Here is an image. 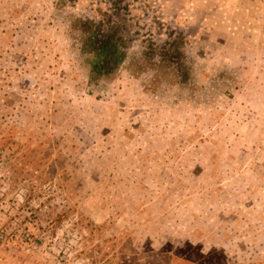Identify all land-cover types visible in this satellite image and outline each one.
Returning <instances> with one entry per match:
<instances>
[{"label":"rangeland","instance_id":"1","mask_svg":"<svg viewBox=\"0 0 264 264\" xmlns=\"http://www.w3.org/2000/svg\"><path fill=\"white\" fill-rule=\"evenodd\" d=\"M179 35L185 82L144 56ZM0 225L15 264H264V0H0Z\"/></svg>","mask_w":264,"mask_h":264},{"label":"trees","instance_id":"2","mask_svg":"<svg viewBox=\"0 0 264 264\" xmlns=\"http://www.w3.org/2000/svg\"><path fill=\"white\" fill-rule=\"evenodd\" d=\"M78 23L83 33L84 48L89 50L93 57L90 69L92 78L113 73L124 57L128 43L117 32L116 26L109 27L91 18L78 19ZM149 44L144 56L151 61V64H156V68H173L180 77V82L187 81L188 76L186 77L183 72L184 67L188 68L190 65H187V55L182 45L181 35L178 38L170 36L166 39H156Z\"/></svg>","mask_w":264,"mask_h":264},{"label":"built area","instance_id":"3","mask_svg":"<svg viewBox=\"0 0 264 264\" xmlns=\"http://www.w3.org/2000/svg\"><path fill=\"white\" fill-rule=\"evenodd\" d=\"M20 249L36 254L41 247L34 238L21 241L12 238L7 228L4 225H0V264H15L20 256Z\"/></svg>","mask_w":264,"mask_h":264},{"label":"crops","instance_id":"4","mask_svg":"<svg viewBox=\"0 0 264 264\" xmlns=\"http://www.w3.org/2000/svg\"><path fill=\"white\" fill-rule=\"evenodd\" d=\"M115 24V23H114ZM114 24H113V26H114Z\"/></svg>","mask_w":264,"mask_h":264}]
</instances>
